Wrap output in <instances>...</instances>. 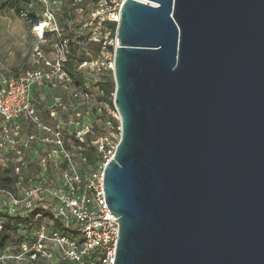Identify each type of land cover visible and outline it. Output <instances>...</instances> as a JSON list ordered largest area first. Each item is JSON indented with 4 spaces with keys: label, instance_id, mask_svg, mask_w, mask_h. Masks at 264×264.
<instances>
[{
    "label": "water",
    "instance_id": "1",
    "mask_svg": "<svg viewBox=\"0 0 264 264\" xmlns=\"http://www.w3.org/2000/svg\"><path fill=\"white\" fill-rule=\"evenodd\" d=\"M113 264H264V0H126Z\"/></svg>",
    "mask_w": 264,
    "mask_h": 264
},
{
    "label": "built area",
    "instance_id": "2",
    "mask_svg": "<svg viewBox=\"0 0 264 264\" xmlns=\"http://www.w3.org/2000/svg\"><path fill=\"white\" fill-rule=\"evenodd\" d=\"M33 1L43 7L41 16L33 18V31L47 38L55 34L57 40L47 48L40 43L33 45L25 70L0 69V167L11 169L18 176L13 190L0 191V214L23 217L30 212L47 209L49 216L44 218L29 241L18 245L16 251L9 253L7 249L0 252V264H113L118 225L106 205L102 178L103 169L111 160L118 140L112 143L107 136L92 137L91 144L96 146L103 159L101 167L84 172L74 167L72 151L64 148V141L67 135H74L82 141L90 127L76 121L60 123L51 110L63 104V96L67 101L89 98L63 69L68 40L62 37V29L51 8L54 1L30 0L29 7ZM125 1L102 0L89 10L82 27L89 32V41L102 42L103 46L98 56L83 61L77 67L79 72L90 73L94 77L107 70L113 73L114 51L118 46L116 33L113 46L107 43V37L102 40L99 33L106 21L118 24ZM107 55L111 57L108 67ZM42 86L58 92L52 94V104L48 107L50 119L56 121L52 125L42 117L37 103L33 102V91ZM117 130L120 136V125ZM39 145L47 147V151L41 154ZM35 158L38 159L37 169L34 168ZM58 158L61 159L60 164L66 166L60 169L56 183L48 170L54 172L57 169L51 164ZM24 180L25 188L22 186ZM56 221L60 222V228L49 229L48 225Z\"/></svg>",
    "mask_w": 264,
    "mask_h": 264
},
{
    "label": "trees",
    "instance_id": "3",
    "mask_svg": "<svg viewBox=\"0 0 264 264\" xmlns=\"http://www.w3.org/2000/svg\"><path fill=\"white\" fill-rule=\"evenodd\" d=\"M102 0H81L80 2H74V0H63L56 11H54L55 18L58 26L62 29V37L68 40V53L66 61L63 63L64 71L71 77L74 85L82 92L86 93L90 100H93L97 106L102 109L103 115L105 111L104 106L113 107V94L115 90L113 75L111 71H103L101 74L95 76L96 81L93 87L95 91H92L89 83L82 72L77 70V67L83 61H89L98 56L102 51V42L89 41V32L82 27L84 20L87 18L89 10L94 8L98 2ZM30 0H0L1 8H8L15 14H29L33 18L35 16H41L43 7L36 1L33 3L39 8V13L35 14L27 8ZM116 24L111 22H104L103 29L100 30L99 36L103 40V34L107 33L110 39L115 35ZM57 40L55 34L49 35L45 48L52 42ZM16 72V70H14ZM49 91L50 99L52 94L58 93L51 90L49 87H37L33 91V102L37 103V109H39L42 117L56 123L50 119L48 106L44 105V91ZM63 103L67 100L65 96L62 97ZM68 118H65L67 120ZM119 121L112 115H106V120H98L91 123L90 131L87 133L83 140H78L74 135L66 136L64 141V148L74 152L73 158L79 159L82 167L79 168L80 172L89 171L101 167L103 163L102 156L98 153L96 146L91 144V138L94 136H107L115 133L119 137L117 128L119 127ZM77 148H80L78 150ZM40 150V149H39ZM43 154V152H41ZM37 158L34 159V165L37 166ZM54 172L48 170L50 178L54 176V173L59 172L60 169L65 168V164L59 165ZM33 168V167H32ZM37 169V168H36ZM18 181V176L15 175L11 169H1L0 167V191L1 190H13ZM23 188L27 187L26 180L22 183ZM49 214L47 209H41L40 212H30L23 217L20 216H7L6 214H0V252L12 249L16 251L18 245L22 241H29L32 234L43 222ZM61 226L59 221H56L52 225H48L49 229L57 228ZM62 234L64 231H61ZM45 264V263H38ZM58 264H73L60 262ZM85 264H89L88 262Z\"/></svg>",
    "mask_w": 264,
    "mask_h": 264
},
{
    "label": "rangeland",
    "instance_id": "4",
    "mask_svg": "<svg viewBox=\"0 0 264 264\" xmlns=\"http://www.w3.org/2000/svg\"><path fill=\"white\" fill-rule=\"evenodd\" d=\"M54 1V5L52 4V10L56 11L59 8L60 3L63 0H52ZM29 5V4H28ZM27 5V8L35 14L39 13V8L33 3L30 7ZM38 15V14H37ZM33 17L29 14H15L12 10L8 8H1L0 7V69H10L16 70L18 72L25 70L28 66V57L33 45L40 43L42 46L46 45L47 37H41V33H35L32 28ZM103 37L109 45L113 46L115 44L114 37L110 39L107 33L103 34ZM111 54V53H110ZM108 59L106 60V66L108 67L109 60L111 57L107 55ZM87 83H89L90 87L92 88L95 84V77L88 73L84 74ZM92 91H95V88H92ZM44 97H48L44 99V105L50 106L52 104L49 94V91L45 90ZM67 100V97H65ZM63 103V101H62ZM105 111V115H103L102 109L97 106V104L90 99L82 100V99H74L71 101H67L63 103L61 106L58 104L52 108V112L54 113V117L60 123H68L72 121L78 122L81 125H88L91 126L92 122L102 120H106V115L110 114L115 119L119 118L116 110L114 107H103ZM79 113V116L76 115ZM65 118H68L65 120ZM52 125L51 122H49ZM116 140H119L118 136L113 133L109 137V141L112 143H116ZM39 149L45 153L47 151V147L44 145H39ZM72 157L74 156V152H72ZM60 161L61 159L58 158L54 161L51 165L54 168H60ZM73 164L76 169L82 167L81 162L79 159L73 158ZM94 169V168H93ZM96 169H99L97 167ZM59 172L54 173L53 181H59ZM12 249H9V253H12Z\"/></svg>",
    "mask_w": 264,
    "mask_h": 264
}]
</instances>
